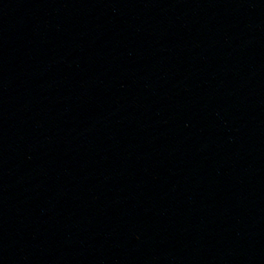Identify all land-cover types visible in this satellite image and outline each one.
<instances>
[{"label": "water", "instance_id": "1", "mask_svg": "<svg viewBox=\"0 0 264 264\" xmlns=\"http://www.w3.org/2000/svg\"><path fill=\"white\" fill-rule=\"evenodd\" d=\"M0 264H264V0H0Z\"/></svg>", "mask_w": 264, "mask_h": 264}]
</instances>
